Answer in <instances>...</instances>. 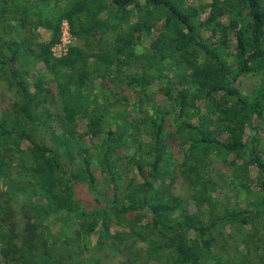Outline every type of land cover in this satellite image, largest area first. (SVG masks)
Wrapping results in <instances>:
<instances>
[{
	"label": "trees",
	"instance_id": "1",
	"mask_svg": "<svg viewBox=\"0 0 264 264\" xmlns=\"http://www.w3.org/2000/svg\"><path fill=\"white\" fill-rule=\"evenodd\" d=\"M198 1L0 0V85L15 93L0 107V264H87L83 242L112 220L125 236L107 264H209L228 225L264 242V0ZM65 20L88 49L54 54ZM217 162L240 187L218 214Z\"/></svg>",
	"mask_w": 264,
	"mask_h": 264
},
{
	"label": "rangeland",
	"instance_id": "2",
	"mask_svg": "<svg viewBox=\"0 0 264 264\" xmlns=\"http://www.w3.org/2000/svg\"><path fill=\"white\" fill-rule=\"evenodd\" d=\"M190 3H198V0H189ZM207 13V14H206ZM209 12H205L202 14V17H205L208 15ZM42 40L47 41L50 37V32L47 29H42ZM72 45H80L83 48L88 49V43L85 40L77 39L75 36H71L69 33L65 32L64 36V42L61 44V48H59V45L55 47L56 54H60L64 52V50L68 46ZM137 52H141V48H137ZM136 62L132 60L130 64L127 66L128 72L136 73V70L141 69V63ZM144 63V62H143ZM261 77L259 75H247L243 76L240 81L241 87L245 90L253 89L256 85L259 84ZM14 91L9 90L6 85H0V107L3 105H7L10 101V99L14 95ZM127 97L129 98V102L132 106L139 105L138 102H141L140 93L138 91L134 90H128ZM139 98H137V96ZM54 110L57 111V108L54 107ZM263 117H259L256 115L254 119V126L259 129L261 132H264V114ZM76 117L78 120L81 119V115L77 112ZM194 121L196 122V118H194ZM252 133L251 129L247 130V135H250ZM235 156L232 154L229 157V161H233ZM216 168L212 170L213 176L219 181L220 184H222V189L217 190L218 192L214 193V196L209 204V206H213L211 209L215 208L216 214L219 213L220 204L217 207V201L218 197H223V195L228 194L230 196H236L238 195V192L240 191V187L237 182V173L234 170L233 165H226L220 163H215ZM18 170H21V167L18 166H12L10 171L13 173V176H17ZM253 174H255V170L252 171ZM219 184V185H220ZM0 186L4 188V182L0 183ZM174 191L178 194L183 195L184 197H188L191 193V188L184 182L181 176L177 177L176 182L174 183ZM86 190H83L82 196L84 200H82V203H86L89 201L88 196L85 195ZM87 194V193H86ZM0 203L4 206V200L3 198L0 199ZM11 206H15L16 203L14 202V199L10 202ZM190 207L195 210L197 209V206L190 201ZM40 211V210H39ZM39 211L37 212L38 216ZM108 222V221H107ZM79 225L75 229L81 228L82 224L81 222L77 221ZM253 225L246 226V232L247 236L245 235L243 237L242 232L239 231L237 228L228 225L221 229L218 233H216V244L213 248V258L210 259L209 264H216V262L221 261L224 264H260V255L262 253V248L264 246V242L259 241L257 236H255L253 229ZM74 229V230H75ZM261 236L264 240V234L261 232ZM124 230H122L119 226H117L114 223V220L110 223L108 227L105 226V222H101L98 226L97 230L92 232L90 234L89 240H86L83 242L84 245L87 246L86 242L88 243L87 248L89 251H87V254L90 256L93 254H98L100 258V263L95 260L96 257L88 258L87 257V264H107V263H117L120 259L119 254L116 252L118 245H120V241L124 239ZM249 236H252V241L246 242L247 238ZM108 237V238H107ZM246 238V239H244ZM101 239H112L107 240L106 244H100ZM122 239V240H121ZM120 243V244H119ZM106 245V246H105ZM145 263L141 262V264Z\"/></svg>",
	"mask_w": 264,
	"mask_h": 264
},
{
	"label": "built area",
	"instance_id": "3",
	"mask_svg": "<svg viewBox=\"0 0 264 264\" xmlns=\"http://www.w3.org/2000/svg\"><path fill=\"white\" fill-rule=\"evenodd\" d=\"M65 32H66V33H69L71 36H73V35L71 34L70 30H69V25H68V23H67L66 20H65L64 23H63V37H62V42H61L60 44H58V45H59V48H61V44H63V42H64ZM58 45H57V46H58ZM55 47H56V46H55ZM55 47L53 48V51H55ZM69 47H70V46H68V47L64 50V52H62V53H60V54H56V52H54V54L57 55V56H61V55H63V54L66 53V51L68 50Z\"/></svg>",
	"mask_w": 264,
	"mask_h": 264
}]
</instances>
